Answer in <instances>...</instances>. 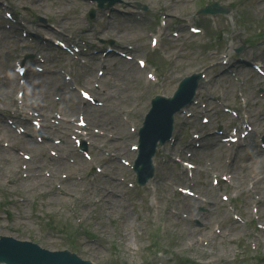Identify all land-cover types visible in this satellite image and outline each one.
I'll return each instance as SVG.
<instances>
[{"label": "rangeland", "instance_id": "rangeland-1", "mask_svg": "<svg viewBox=\"0 0 264 264\" xmlns=\"http://www.w3.org/2000/svg\"><path fill=\"white\" fill-rule=\"evenodd\" d=\"M135 1L145 5L147 10L139 11L134 5ZM194 1L196 0H123L122 3L115 5L117 11L111 13L97 9L95 4L80 0H0V4L8 5L9 10L16 12L26 22L28 31L37 33L34 41L17 42L15 36H12L13 31L9 34L0 32V45L4 44L0 53V74H6L3 80L6 86L11 80L16 81L12 61L14 56L19 54L18 49L29 46V52L26 54L34 55V53L40 52L47 58L46 64L42 65L36 60L34 62L44 70L39 74H30L24 87L27 89L33 85L34 81L38 80L61 85L63 94L59 93L53 101L57 106L50 108V119L56 112L64 114L67 118H74L72 124L75 127L74 122L78 110L81 109L79 108L81 101L79 95L74 92L70 93L75 96V99L70 101V110H61V108L65 109L67 104L64 100V92H72L68 88V84L64 83L60 72V70L69 69V58L56 56L51 59L49 54L53 50L54 54L59 53L51 42L55 37L69 43L85 40L90 45H94L88 52L90 56L88 62H91L96 69L92 70L90 67L75 63L74 74L78 79L90 87L95 80L97 68H101V60L106 61L105 67H102L106 73L99 81L101 88L93 89L94 94L105 105L97 107L98 111L93 116H89V125L91 128L101 130L102 128L96 122L102 120L104 124L111 125L110 130L114 129V131L120 132L121 121L123 124V132L118 134L121 142L119 141L117 144H114L113 141H106L98 134L91 133L96 146L87 145V149L94 157L93 163L99 164L103 172L107 171L106 174L95 172L91 163L84 160L74 150L70 155L71 163L67 159L63 167V172L68 174V178L65 180H61L60 172L54 174L56 180L53 181L44 174L43 176L40 174L43 181L39 183L35 182L31 176L24 180L25 173L20 168V164L24 161L18 154V151L26 153L32 151L38 155L44 149L45 143L52 142L55 138H59L58 136H61L65 142L67 139L60 132L61 128H55V126L52 130L50 127L47 128L50 133L48 135L43 130L33 134L28 133L26 136L32 137L35 144L25 143V137L14 140L10 144L17 150L14 156L11 153L3 156L5 149L2 146L3 142L1 145L0 141V157L3 156L0 158V200L8 202L5 208L0 209L1 236L11 235L19 239H31L51 250H74L80 257L96 264H118V260L113 254H107L108 249L116 251L115 255L122 264H186L185 262L179 263L178 257L189 259L190 262L194 261L196 264H241L242 262L259 264V261L253 259L254 255L249 250V242L253 240L259 246V252L264 254V230L259 231L258 238L252 237V230L255 229L254 223L260 221L264 225V203L258 202L259 212L253 214L250 213L249 205L252 201H256V196L259 199L263 196L264 166L247 168L256 172H249L247 177L236 178L231 184H222L219 187L220 193L228 196L232 193L235 195L232 204L235 213L241 216V220L238 221L232 218V212L227 211L220 202L218 190L211 187L207 165L217 173L230 172L232 168L239 172L238 163L232 165L228 162L230 156L235 157L237 154L234 153L233 146L226 147L221 143L219 137L210 134L213 128L221 122L224 128H228L232 124V116L224 114L218 102L233 108V104L240 101L237 92L241 91L246 97V107L241 109H245L250 116L251 126L257 128L248 138V145L253 147L255 141L259 140L264 133V92L260 89V86L264 87V79L263 81L259 79V84L255 85L253 74L256 72L252 67H249L248 63L264 62V42L262 41L259 45L261 32L264 31V0H258L257 9L261 10L260 13L252 10L254 0H240L235 1L232 5L234 10L231 11V14L218 15L220 25L224 28L223 36L221 35L219 44L215 48L217 50L216 62L220 66L213 64V62L215 63L212 58L214 51L206 49L209 47L212 37L192 36L188 32L186 27L188 22L200 23L204 27L203 21L206 23L214 21L209 19L208 15L195 14V7L199 6L200 1ZM203 1L207 4L214 0ZM217 1L224 5L231 4V0ZM167 5H171L170 10L167 9L170 14H165L164 7ZM203 5L202 3L201 6ZM90 8L97 10L93 19L86 15ZM37 16L45 17L48 24L39 22ZM160 17L170 22V25L176 24L174 29L181 32L182 40L176 41L170 31L163 35L162 41H165V46L168 48L167 50L161 47L159 50L168 56L166 60L162 59L160 62V68L164 72L159 76L158 85L146 88L144 73L141 78H137L135 69L138 67L135 59L138 57L147 58L151 54L149 34L154 32V25L158 23ZM3 24L4 21L0 17V26L3 27ZM49 25L50 27H47ZM183 27H185V31L182 29ZM124 31L128 33V36H122ZM225 39H228V42L231 40L230 45L225 42ZM102 41L104 43H101ZM185 41L187 42L183 47L179 46ZM108 42H112V48L116 47L132 54L134 60L129 61L113 51L101 57ZM128 44L133 47V50L126 47ZM243 44L244 50L240 54H236L235 48ZM224 46L227 48L225 50L227 52L226 59L230 62L226 65L219 64V57L224 51L221 49ZM171 52L172 55H170ZM172 56L176 60H172ZM237 62L240 66L236 67L238 70L235 69V71L237 72H233V67ZM203 68L211 79L209 83H203L200 92L201 101L206 102L209 108L210 125L202 124L199 114L197 117L178 114L176 143L174 144V149L177 152L183 145L191 147L192 151H195L199 170L196 172L194 181L186 180L185 175L181 174L180 166L167 161L166 155L172 150L171 146H168L156 160L157 174L151 184L143 189L130 188L128 183L134 182L133 173L120 162V158L131 160L134 156L130 151L129 144L136 142V133L129 132L130 126L137 127L140 124L153 94L162 90L170 94L179 79L193 70ZM220 69L223 71L226 81L222 85H216L217 78L215 80L214 78ZM234 73L238 77H242L243 82L235 81L232 76ZM212 88H214V92L210 94ZM16 92L17 84L9 90L7 96L3 94L5 99L4 106L0 108V115L4 116L7 127L8 118H11L14 124H23L32 119V115L27 117L17 110V106L21 107L25 99L20 103V100L15 97ZM84 108L89 110L93 107L84 103ZM123 115L128 117L127 123L123 122L121 118ZM50 124L52 123L50 122ZM192 133H205L204 137L201 135V140H199L201 148H193V140L188 143L192 139ZM70 134L68 140L73 146L74 142ZM38 135L44 138V142L41 144L36 141ZM84 140L86 141V139ZM120 144L125 147V150L120 151L115 159L110 154L115 153V150L120 148ZM52 148L57 150L59 155L62 151L68 152V148L63 146L58 148L53 145ZM242 150L244 153L248 152L247 149ZM105 152H107L106 155ZM253 152L254 150H249V153ZM47 154L57 163L56 165L50 163L49 167L45 166L46 170L51 171L53 167L62 164L61 158L51 157L48 151ZM78 158L83 161L77 160ZM116 165H119L122 171L115 168ZM26 172L28 174L29 168ZM108 172H112L113 176L110 177ZM161 175L163 179L156 193L154 183ZM57 181L63 186L69 182H73L74 185H70L69 188L65 186V191H58L57 185H55ZM248 183L253 185L252 190L248 189ZM173 184L191 187L198 198L183 197L175 188H172ZM97 187L105 192H113L115 206L112 214L99 209L98 200L102 192L98 191ZM253 190L256 191V196L252 194ZM191 200L198 202L193 210L187 206ZM66 207L74 208L75 211L68 213ZM170 210H176V213L173 214V211L170 212ZM36 212L45 218L48 214H57L60 219L55 221L61 226L65 223L73 225L74 222L79 227L89 230L95 237L78 235L74 239L78 250L72 249L70 245L64 243L63 236H55L41 227L38 230L34 219ZM181 214L186 217L182 218ZM64 219L65 222H61ZM184 229L195 231V237L192 238V235L189 237L191 233L184 232ZM212 229L214 237L211 239L209 232ZM216 230H220V233L218 234ZM197 231L199 233L206 232L201 237L207 235V240H209L207 244L204 238L201 240L196 238ZM151 245L154 249L148 250Z\"/></svg>", "mask_w": 264, "mask_h": 264}, {"label": "bare ground", "instance_id": "bare-ground-1", "mask_svg": "<svg viewBox=\"0 0 264 264\" xmlns=\"http://www.w3.org/2000/svg\"><path fill=\"white\" fill-rule=\"evenodd\" d=\"M169 8H171V7H169ZM238 70V69H237ZM45 85H49L48 83H45ZM0 102H1V100H0ZM39 104H40V102H39ZM37 104L36 106L37 107H39V108H41V110L42 111H45L49 106L48 105H42V104ZM48 124H46L45 123V126H47ZM67 147L69 148L70 147V143L68 142V144H67ZM33 177L36 179V182L37 183H39V182H41V178H39V173H38V171H35L33 174ZM99 191H102V190H99ZM101 198H102V200L104 201V203L102 204V208H107V209H109V208H111V207H113L114 206V202L112 201V199L111 198H109L108 200L106 199V193L105 194H103V195H101ZM190 207H191V209L193 210L194 209V207H195V204H190ZM192 234H194V233H192ZM203 258V257H202Z\"/></svg>", "mask_w": 264, "mask_h": 264}, {"label": "water", "instance_id": "water-1", "mask_svg": "<svg viewBox=\"0 0 264 264\" xmlns=\"http://www.w3.org/2000/svg\"><path fill=\"white\" fill-rule=\"evenodd\" d=\"M31 249H32V247H29V248L27 247L25 249V252L28 253V252L31 251ZM17 256L21 257V254H18L14 249L9 250L7 252L0 251V259H6V260H9V261H11V262H13L15 264H27V263H24V262H20V261L13 260Z\"/></svg>", "mask_w": 264, "mask_h": 264}]
</instances>
